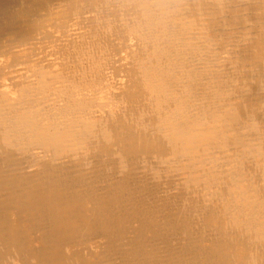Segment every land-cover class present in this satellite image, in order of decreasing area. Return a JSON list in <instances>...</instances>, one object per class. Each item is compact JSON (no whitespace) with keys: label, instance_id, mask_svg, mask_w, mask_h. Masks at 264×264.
<instances>
[{"label":"bare ground","instance_id":"bare-ground-1","mask_svg":"<svg viewBox=\"0 0 264 264\" xmlns=\"http://www.w3.org/2000/svg\"><path fill=\"white\" fill-rule=\"evenodd\" d=\"M0 264H264V0H0Z\"/></svg>","mask_w":264,"mask_h":264}]
</instances>
